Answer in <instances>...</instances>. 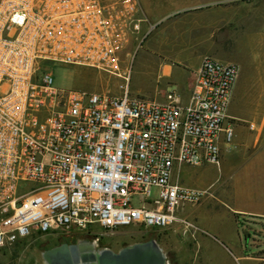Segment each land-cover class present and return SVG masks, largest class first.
<instances>
[{
	"label": "built area",
	"instance_id": "built-area-1",
	"mask_svg": "<svg viewBox=\"0 0 264 264\" xmlns=\"http://www.w3.org/2000/svg\"><path fill=\"white\" fill-rule=\"evenodd\" d=\"M145 21L139 0H0V248L86 231L102 249L121 226H192L176 210L207 190L174 171L219 164L240 67L204 56L185 102L175 89L163 101L132 94L122 62ZM44 60L117 77L119 93L56 87L37 76Z\"/></svg>",
	"mask_w": 264,
	"mask_h": 264
},
{
	"label": "rangeland",
	"instance_id": "rangeland-1",
	"mask_svg": "<svg viewBox=\"0 0 264 264\" xmlns=\"http://www.w3.org/2000/svg\"><path fill=\"white\" fill-rule=\"evenodd\" d=\"M250 9L257 14V20L251 17L227 25L223 31L224 42L214 45L223 55L218 58L220 61H236L240 67L224 123L233 128L232 140L222 149L218 165L183 164L174 171L180 184L209 187V194L197 205L189 203L176 210V214L185 217L192 226H186L181 221L165 230L149 228L154 231L134 224L121 226L112 234L105 232L100 235V246L116 251L127 244L154 238L162 248L167 264H264V217L233 211V207H237L233 203V184H237V192H244L247 199L250 197L256 209L264 211V161H252V165H248V159L254 155L256 148L252 144L255 131L249 130L248 123L263 122L264 127V0H258L256 7ZM250 9H241V13L247 14ZM145 18L139 35L141 39L130 46L129 55L122 64L124 68L130 66V92L150 97L149 91L158 81L155 67L149 62L152 56L150 45L153 36L158 38L161 25L148 16ZM168 27L167 31L174 29L170 25ZM142 34L145 36L142 37ZM218 40L220 42V38ZM164 44L169 45L167 39ZM45 72L52 74V83L59 88L119 93V78L93 68L44 60L37 71L38 78ZM170 89L172 87L168 86L167 90ZM262 143L261 140L259 144ZM157 194L158 188L152 187L151 196L157 197ZM138 204L135 198L133 205ZM94 231H100V228L95 226ZM167 234H194L195 240L184 239L174 247L168 242ZM66 237L70 236L33 232L13 246L0 248L2 263L44 264L42 250L57 245ZM89 238L86 231L76 235V239Z\"/></svg>",
	"mask_w": 264,
	"mask_h": 264
},
{
	"label": "crops",
	"instance_id": "crops-1",
	"mask_svg": "<svg viewBox=\"0 0 264 264\" xmlns=\"http://www.w3.org/2000/svg\"><path fill=\"white\" fill-rule=\"evenodd\" d=\"M139 2L145 16L161 25L158 38L153 36V43L150 45L152 56L149 59L151 65L155 67L158 81L156 80V84L149 91L150 97L148 98L159 101L164 100V94L170 86L179 94L181 101L185 102L192 90L194 72L202 58L211 56L218 59L223 56L218 53L214 45L224 42L223 31L226 26L234 25L235 22L241 20L252 19L251 17L257 20V14L250 7H256L258 0H139ZM246 8L250 11L248 10L247 14L241 13V9ZM168 25L174 29L167 31ZM218 38H220V42ZM166 39L169 45L164 44ZM157 53L162 56H157ZM251 131H255L252 144L256 148L254 155L248 159V165H252V161H264L263 122L255 123V128ZM261 140L262 145L259 144ZM243 185L248 187L247 184ZM232 186L235 201L233 203L237 206L233 207V211L242 215L264 217V211L256 209L255 203L251 204L250 197L247 199L244 192L236 191L237 184ZM196 189L207 190V194H209V187ZM201 199L194 205H197ZM176 216L179 219H185L177 214ZM167 237L168 242L170 241L171 246L174 247L184 239L195 240L194 234H187V236L167 234ZM1 255L2 252H0V264H3Z\"/></svg>",
	"mask_w": 264,
	"mask_h": 264
},
{
	"label": "water",
	"instance_id": "water-1",
	"mask_svg": "<svg viewBox=\"0 0 264 264\" xmlns=\"http://www.w3.org/2000/svg\"><path fill=\"white\" fill-rule=\"evenodd\" d=\"M44 264H167L153 238L127 244L118 250L95 249L89 239L61 242L41 252Z\"/></svg>",
	"mask_w": 264,
	"mask_h": 264
},
{
	"label": "trees",
	"instance_id": "trees-1",
	"mask_svg": "<svg viewBox=\"0 0 264 264\" xmlns=\"http://www.w3.org/2000/svg\"><path fill=\"white\" fill-rule=\"evenodd\" d=\"M76 241V239L75 238H72V237H66L65 239H63L62 241H60L59 243H61V242H75ZM58 243V244H59ZM45 248H49V247H45ZM44 248V249H45Z\"/></svg>",
	"mask_w": 264,
	"mask_h": 264
}]
</instances>
